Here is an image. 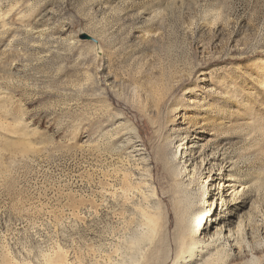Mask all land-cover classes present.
Instances as JSON below:
<instances>
[{
  "label": "rangeland",
  "instance_id": "rangeland-1",
  "mask_svg": "<svg viewBox=\"0 0 264 264\" xmlns=\"http://www.w3.org/2000/svg\"><path fill=\"white\" fill-rule=\"evenodd\" d=\"M223 167L264 264V0H0V264H146Z\"/></svg>",
  "mask_w": 264,
  "mask_h": 264
},
{
  "label": "bare ground",
  "instance_id": "bare-ground-1",
  "mask_svg": "<svg viewBox=\"0 0 264 264\" xmlns=\"http://www.w3.org/2000/svg\"><path fill=\"white\" fill-rule=\"evenodd\" d=\"M198 147L197 141H190L182 148L183 157L187 155L196 157ZM222 172L208 170L207 177L209 179L207 180L211 181V188L208 190L207 207L201 209L202 211L199 210L197 213L184 211L183 213L173 208L175 220L170 242L167 240L166 234L158 236L159 238L154 240L155 236L157 237L156 218L158 217L147 211L141 212L146 235L137 238L136 241L146 240L152 243V248L147 253L146 264L152 263L155 257H160L157 264H165L167 261L169 264H252L257 260L255 251L253 252L255 250L254 231L246 216L247 201L240 198L246 187L239 183L235 184L237 180L234 175L235 180L230 178L231 174H229L228 168L223 167ZM178 200V204L183 203L182 199ZM196 214H198L197 220L195 219ZM170 245L173 247L171 251ZM135 246L136 248L140 247V245L139 247ZM225 250L228 251V262L223 260L225 259V257L223 258ZM132 261L133 264H138L135 260ZM48 264L66 263L60 256H57L49 259Z\"/></svg>",
  "mask_w": 264,
  "mask_h": 264
},
{
  "label": "water",
  "instance_id": "water-1",
  "mask_svg": "<svg viewBox=\"0 0 264 264\" xmlns=\"http://www.w3.org/2000/svg\"><path fill=\"white\" fill-rule=\"evenodd\" d=\"M82 38H85V39L91 40L93 42H96V39L95 38H93L92 36L87 35V34H83Z\"/></svg>",
  "mask_w": 264,
  "mask_h": 264
}]
</instances>
